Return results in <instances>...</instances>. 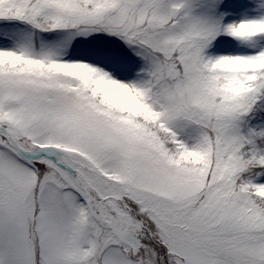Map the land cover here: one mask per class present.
<instances>
[{"label":"snow or ice","instance_id":"snow-or-ice-1","mask_svg":"<svg viewBox=\"0 0 264 264\" xmlns=\"http://www.w3.org/2000/svg\"><path fill=\"white\" fill-rule=\"evenodd\" d=\"M0 264H264V0H0Z\"/></svg>","mask_w":264,"mask_h":264}]
</instances>
